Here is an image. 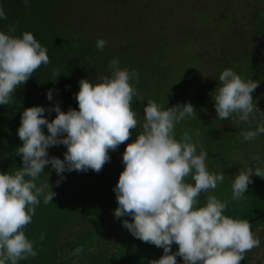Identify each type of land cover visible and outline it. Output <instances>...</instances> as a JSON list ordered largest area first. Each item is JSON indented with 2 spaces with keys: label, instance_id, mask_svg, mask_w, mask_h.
<instances>
[{
  "label": "trees",
  "instance_id": "1",
  "mask_svg": "<svg viewBox=\"0 0 264 264\" xmlns=\"http://www.w3.org/2000/svg\"><path fill=\"white\" fill-rule=\"evenodd\" d=\"M242 1L245 2L232 0L230 11H226L232 18L229 38L233 46L236 45L235 51L239 48L237 53H232L229 62L226 53L229 45L224 46L220 59L229 62V66L219 64L213 76L205 78L208 83L202 84L199 80L195 85L182 86L175 82V78L184 76V72L180 70L181 65L174 72L170 55L175 54L183 41L199 44V28L193 24L200 13L195 12L193 4L187 0H29L28 5L23 0H0L7 16L6 20H0V31L15 36L31 32L41 46L47 48L50 59V63L42 64L26 84L16 89L9 105H0V172L14 173L23 166L16 151L23 143L18 128L25 108L44 107V115L49 121L56 115L49 109L57 104L65 112L69 107L78 110L75 94L79 91V80L88 78L95 84L97 77L110 76L109 63L112 60H117L122 69L134 71L139 76L138 81H130L137 91L132 101L137 129L132 130L129 141L115 151H109L110 161L99 173L91 169L66 171L61 174V179L50 165L45 166L36 183L40 185L49 177L56 195L48 204L44 203L42 196L39 197L40 203L35 206L32 222L24 229L37 255L20 260L18 264H149L150 260L163 255L162 248L133 237L123 227V220L131 222V217L114 216L118 205L113 189L124 169L122 154L127 143L133 142L137 133L142 131L143 108L148 100L155 101L162 109L189 102L194 106L196 115L176 123L174 136L179 141L187 132L197 145V154L201 149L207 153L209 170L233 150L234 134L225 128L219 129L220 125L211 118L206 123L209 130L201 131L200 121L205 109L202 101L195 98L214 80L215 86L207 92L214 91L216 95L220 86L219 75L226 68L245 81L246 76H264L260 57L248 48L253 44L248 41L251 32L264 36V1L262 4H244ZM255 5L257 9L253 11L249 24L243 12L250 11ZM186 11L192 15L188 21ZM10 27L15 31L9 33ZM98 39L106 41L103 49L96 47ZM193 60L198 62L199 58L195 56ZM54 73L60 75L56 77ZM49 90H52L51 100L47 98ZM212 107L214 104L209 109ZM42 130L48 134L46 126H42ZM257 136L264 138V133ZM214 147L221 150L214 151ZM47 151L50 157L63 160L67 149L64 145H56ZM210 172L218 174L213 170ZM251 179L253 182L241 199L233 200L231 192L217 196L212 189L201 193L197 207L205 206L207 197L212 195L226 202L224 215L248 220L251 230L264 225V178L253 175ZM57 180H61L59 185ZM188 182L194 183L191 177ZM77 248L82 250L77 253ZM176 251L178 245L173 243L172 252ZM177 264H183L179 256Z\"/></svg>",
  "mask_w": 264,
  "mask_h": 264
},
{
  "label": "clouds",
  "instance_id": "2",
  "mask_svg": "<svg viewBox=\"0 0 264 264\" xmlns=\"http://www.w3.org/2000/svg\"><path fill=\"white\" fill-rule=\"evenodd\" d=\"M23 3L28 5L29 0ZM6 19L0 5V20ZM14 31L9 28V33ZM105 44V40L98 39L96 47L103 49ZM48 63L47 48L31 32L15 36L0 31V105H9L16 89ZM109 68L110 76L97 77L95 84L88 78L79 80L75 94L78 110L69 107L65 112L57 104L49 109L56 113L51 121L42 106L23 110L18 128L23 143L16 151L23 166L14 173L0 172V264H18L37 255L24 229L32 222L39 197L48 204L56 195L49 177L40 185L36 183L45 166L50 165L61 179L66 171L91 169L99 173L110 161L109 151L129 141L132 130L137 129L132 108L137 91L130 81H138L139 76L122 69L117 60L110 61ZM219 82L214 106L220 120L235 113L240 121L247 122L257 110L264 117V111L253 104L252 93L259 81H245L226 68ZM47 98L52 99V90ZM143 113L142 131L127 143L122 154L124 169L113 189L118 205L114 216L131 217V222L123 220V227L133 237L163 249V255L149 264H177V256L183 264H240L245 252L259 247V238L248 220L224 215L226 202L215 196H208L206 205L197 207L201 193L215 189L224 180V173L209 171L207 153L201 149L197 154V145L187 132L179 141L174 136L176 123L196 115L194 106L189 102L162 109L148 100ZM42 126L47 127V135ZM260 133H264V123L242 135L250 141ZM56 145L67 149L63 160L48 154L47 149ZM253 174L264 178V169H239L232 183L233 200L243 197ZM189 177L194 183L188 182ZM60 182L57 180V185ZM173 243L178 245L176 252H172ZM81 250L77 248L76 252Z\"/></svg>",
  "mask_w": 264,
  "mask_h": 264
},
{
  "label": "rangeland",
  "instance_id": "3",
  "mask_svg": "<svg viewBox=\"0 0 264 264\" xmlns=\"http://www.w3.org/2000/svg\"><path fill=\"white\" fill-rule=\"evenodd\" d=\"M187 1L193 4L195 12L200 13V15L196 17V22L193 24V26L199 28L200 40L198 37L197 42L199 44L196 45L193 41L192 43H185L183 41L175 50V54L170 55L169 62L174 72L176 69H179V65H181L180 70L184 72V76L175 78V82L182 86H186V84L195 85L199 80L202 81V84H205L207 82L205 78L213 76L217 71L219 64L221 67L229 66L228 63L232 60V53H237L239 49L238 48L237 51H235L234 47L236 45L234 44L233 46L232 41L229 38V36L232 35V18L230 17V14L226 13V11H230L229 6L232 7V0ZM244 1L262 4L264 0ZM245 2L243 3L246 4ZM182 4L185 5V2ZM256 9L257 6L255 5L250 11L243 12L244 16H247V23L251 24V19L254 15L253 11ZM178 12H181V10H178ZM186 13L187 21L189 18L192 19L191 13L189 11H186ZM224 17H226L225 20L222 19ZM242 38H244V36ZM248 41L253 43L250 44L252 46H249L248 48L252 49L251 52H256L258 57H260V64L263 66L264 57L262 58V56H264V36L255 35L251 32V35L248 36ZM224 46L228 48L226 53L229 57V62L220 59L222 50L225 48ZM195 56L199 58L198 62L193 60ZM193 61L196 63V67L194 66ZM249 79L259 81V86L252 93L253 104L257 105L261 111H264V76L260 78L254 75L246 76V81ZM214 81L210 83L207 90H210L215 86L216 82ZM205 90L201 91L199 93L200 95L195 98V100L202 101V105L205 109V113L202 115L200 121L201 131L209 130L208 128H210V126H206V123L211 118L212 122L221 126H219V129L225 128V131L228 130L230 133L234 134L233 150L219 159L222 161L221 163H217L216 166H213V168L209 170L218 172V174L221 172L224 173V180L218 182L217 187L213 189L212 192L213 194L220 196L228 192L232 193V183L240 168L247 169L248 167H264V138L256 136L253 140L246 141L242 135V133L247 131H255L258 125L264 123V117H262L260 111L257 110L256 113L250 115L247 122L240 121L238 119V114L235 113H233L227 120H220L217 117L215 106L209 109V106L214 104V91L208 93L207 90ZM209 110H211V112H209ZM247 124L250 126H247ZM245 125L247 127H245ZM213 150L220 151L221 149L219 147H214ZM257 156L259 157V160L253 159V157ZM252 232L257 238H259L260 245L259 247L253 248L251 251L245 252L244 257H250L247 261H241L240 264H264V225L253 229Z\"/></svg>",
  "mask_w": 264,
  "mask_h": 264
}]
</instances>
